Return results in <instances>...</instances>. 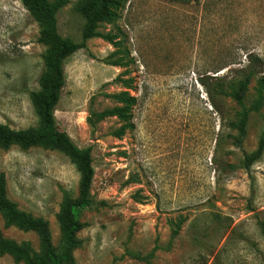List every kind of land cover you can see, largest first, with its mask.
<instances>
[{
    "label": "rangeland",
    "instance_id": "1",
    "mask_svg": "<svg viewBox=\"0 0 264 264\" xmlns=\"http://www.w3.org/2000/svg\"><path fill=\"white\" fill-rule=\"evenodd\" d=\"M55 2L57 0H49ZM59 32L82 40L81 0H64ZM114 17L65 61L66 83L56 106L59 131L91 147V196L81 209L78 264H264V154L250 170L246 154L264 136V0H116ZM20 0H0V123L37 128L31 92L40 89L49 47ZM261 63L251 79L241 146L242 107L236 69L249 56ZM204 79L209 86H204ZM135 97L129 119L94 113L123 107L113 95ZM215 104L224 106V117ZM124 129L122 137L116 132ZM221 138V140H219ZM0 175L20 211L49 223L55 247L64 191L80 196L81 173L64 153L0 145ZM0 234L39 252L36 231L8 226ZM0 264H24L0 254Z\"/></svg>",
    "mask_w": 264,
    "mask_h": 264
},
{
    "label": "trees",
    "instance_id": "2",
    "mask_svg": "<svg viewBox=\"0 0 264 264\" xmlns=\"http://www.w3.org/2000/svg\"><path fill=\"white\" fill-rule=\"evenodd\" d=\"M20 1L41 27L39 41L49 47V52L45 57V68L39 80L40 89L31 92L30 95L41 124L37 128L15 130L0 123V145L9 148L17 144L24 149L39 146L66 154L81 173L80 196L75 198L72 192L64 191L61 208L57 214L62 237L60 245L55 247L52 242L49 223L42 218H36L20 211L16 204L8 198L5 176L0 175V213L4 214L7 225H15L27 231H36L41 242V250L36 252L29 243L18 244L5 239L0 234V254L11 255L24 264H78L74 257V251L82 245L78 233L84 227L80 221L79 213L81 209L96 205L91 196V187L95 175L92 165V148L78 147L66 132L57 129L55 110L66 83L64 69L66 59L79 50L87 48L88 41L93 38L100 37L112 41L111 35H104L99 29L103 23H109L113 20V8L117 5V1L81 0L78 3L77 11L85 19L80 42L65 38L59 32L57 15L65 4L64 0L55 2L49 0ZM189 1L191 0H186V2ZM260 63L261 59L258 56L252 57L250 55L248 64L235 71L239 78L238 89L230 95L224 91L220 92L224 96H231L242 107L238 124L228 121L229 125L236 127L239 131L236 138L239 146L242 145L247 134L250 112L259 109L261 105L262 100L260 104H255L251 108L245 105L248 86ZM201 82L204 86H209L204 79ZM113 97L125 106L114 107L101 113L95 112V120L89 119L92 126H96L98 122L109 116H117L122 120L129 119V110L131 105L135 104L136 98L127 93L113 95ZM215 107L223 118L224 106L215 104ZM115 134L119 138L122 137L124 129L118 130ZM263 154L264 136L260 139L257 150L245 155L244 168L249 171L251 166L262 158Z\"/></svg>",
    "mask_w": 264,
    "mask_h": 264
}]
</instances>
